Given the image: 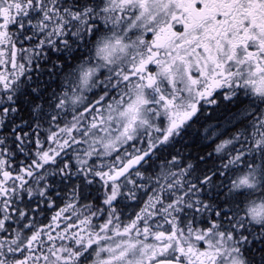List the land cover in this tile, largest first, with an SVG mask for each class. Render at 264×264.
I'll return each instance as SVG.
<instances>
[{
    "label": "snow or ice",
    "instance_id": "obj_1",
    "mask_svg": "<svg viewBox=\"0 0 264 264\" xmlns=\"http://www.w3.org/2000/svg\"><path fill=\"white\" fill-rule=\"evenodd\" d=\"M0 264H264V0H0Z\"/></svg>",
    "mask_w": 264,
    "mask_h": 264
}]
</instances>
